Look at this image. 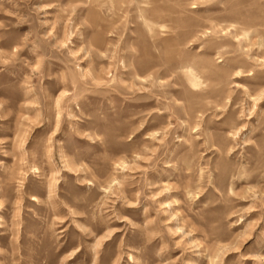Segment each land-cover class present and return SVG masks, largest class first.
I'll return each instance as SVG.
<instances>
[{
    "label": "rangeland",
    "instance_id": "rangeland-1",
    "mask_svg": "<svg viewBox=\"0 0 264 264\" xmlns=\"http://www.w3.org/2000/svg\"><path fill=\"white\" fill-rule=\"evenodd\" d=\"M0 264H264V0H0Z\"/></svg>",
    "mask_w": 264,
    "mask_h": 264
},
{
    "label": "bare ground",
    "instance_id": "bare-ground-1",
    "mask_svg": "<svg viewBox=\"0 0 264 264\" xmlns=\"http://www.w3.org/2000/svg\"><path fill=\"white\" fill-rule=\"evenodd\" d=\"M157 34L158 33L155 32V35H157ZM186 73H187V76L190 77V78H193L195 76V73L191 69L186 70Z\"/></svg>",
    "mask_w": 264,
    "mask_h": 264
}]
</instances>
